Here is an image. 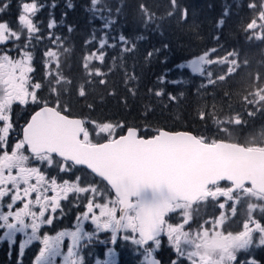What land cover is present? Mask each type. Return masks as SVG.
I'll use <instances>...</instances> for the list:
<instances>
[{
	"label": "snow or ice",
	"instance_id": "1",
	"mask_svg": "<svg viewBox=\"0 0 264 264\" xmlns=\"http://www.w3.org/2000/svg\"><path fill=\"white\" fill-rule=\"evenodd\" d=\"M90 4L97 8L99 0H90ZM169 4L172 10L167 15L179 9L181 18L187 19V8L180 9L177 0H169ZM248 6L258 11L244 31L251 33L248 39L264 41V0H253ZM21 7L22 14L18 17L23 26L21 31L0 21V45H4L0 47V230H3L0 241L13 243L17 234H23L26 238L19 243L21 255L33 241H39L42 247L35 264H57L58 257H62L61 264H85L81 252L101 233L109 234V238L100 243L116 245L121 239L131 241L143 255L141 264H162L157 255L162 237L167 238L175 254L168 264H185V261L187 264H259L251 252L255 247L264 246V132L259 138L241 142L232 139L229 129L244 126L245 114L252 117L258 112L264 113V86L255 87L240 97L241 111H235L231 104L227 112L214 104L211 110L205 106L199 111L201 120H213L222 138L164 128L148 134L153 131L148 126L142 129L125 121L76 118L70 102L64 99L71 93L72 81L60 71V51L45 53L44 82L32 78L33 56L25 49L38 32L31 18L38 11V4L31 0ZM119 11L117 8L116 12ZM140 11L146 23L155 16L145 4L140 5ZM102 19L104 29L115 23L103 16ZM108 39L105 34L99 41V49L84 57L83 67L88 76L106 75L93 62L103 64V49L108 46ZM143 39V36L135 39L119 36L125 52L134 51L136 41ZM21 40L23 47H16L19 58H14L9 54L7 42L15 44ZM159 51H149L146 59ZM216 51L215 48L206 50L175 68L190 70L206 78L207 85L215 86L241 68L238 52L234 50L220 57L215 55ZM243 64L247 66L248 62L245 60ZM214 65L222 66L223 74L209 70ZM163 79L160 78L162 83ZM136 80L135 74L125 72L126 85ZM259 80L258 73L255 81ZM89 83L85 80L76 86L79 97L87 95ZM98 83L105 85L107 81L101 78ZM46 87L45 96L42 92ZM200 87L206 88V85ZM128 92L135 96V87H129ZM149 92L156 97L167 95L169 100L177 99L163 88L149 89ZM229 95L225 93V97ZM20 106L30 110V114L22 126V138L13 146L9 141L16 131L15 109ZM87 107L93 109L91 104ZM147 111L150 109H146V114ZM77 166L90 170L93 177L99 178V184L81 186L80 177L58 182L56 177L46 175L52 168L68 174ZM69 194H89L86 210L77 217L75 228L55 235H40L41 226L52 225L53 214L58 210L63 212L61 201L67 200ZM245 201L255 202L247 203V219L241 230L225 232L223 226L229 213L235 217ZM17 202L22 207H15ZM209 204L224 210L211 220V228L206 227L209 224L206 220L195 231L185 230L195 222L193 212ZM257 210L261 213L260 219L254 216ZM175 214H179V223L170 222ZM88 220L95 226L94 231L86 230L84 222ZM65 238L70 243L66 244ZM116 255L115 248L109 247L106 259L97 260L96 264H117ZM241 255L248 258L240 259Z\"/></svg>",
	"mask_w": 264,
	"mask_h": 264
},
{
	"label": "trees",
	"instance_id": "2",
	"mask_svg": "<svg viewBox=\"0 0 264 264\" xmlns=\"http://www.w3.org/2000/svg\"><path fill=\"white\" fill-rule=\"evenodd\" d=\"M24 2L31 0H0V9H3L0 11V21L8 22L13 30L21 31L23 26L18 17L22 14L21 5ZM36 2L38 11L32 20L38 32L33 34L31 45L27 48L33 56L34 72L31 75L34 81L44 82L45 53L49 50L60 51V71L67 80L72 81L71 93L64 99L70 102L74 117L125 121L142 129L148 126L153 130L148 134H154L157 128H164L222 138L223 134L217 132L213 120H201L199 111L205 106L211 110L213 104L225 112L229 104L235 111H241L240 97L255 87L264 86V41L250 40L248 37L251 33L244 31L247 23L257 15L258 10L248 6L253 0H177L180 9H188L186 20L181 18L179 9L173 15H167L172 10L169 0H99L97 8L92 7L90 0ZM141 4L155 13L147 23L140 11ZM117 8L120 9L119 13L116 12ZM102 16L115 23L107 29L102 28ZM220 20L224 23L220 24ZM53 22L50 28L49 24ZM105 34L109 37L108 46L103 49L105 60L103 64L99 61L93 63L106 75L88 76L83 67L84 57L99 49V41ZM121 34L130 39L137 36L145 39L136 41L134 51L125 52L124 45L119 41ZM17 45L23 47V40ZM213 48L217 50L215 55L220 57L234 50L239 53L241 68L230 79L215 86L207 85L206 78L192 74L190 70L178 71L175 68V65ZM153 49L160 51L146 59L147 53ZM245 60L247 66L243 64ZM209 70L216 74H223L224 71L220 65L211 66ZM125 72L135 74L137 80L126 85ZM181 72L187 74L181 75ZM258 73L260 80L256 82ZM101 78L107 81L105 85L98 83ZM160 78H164L163 83ZM85 80L91 81L87 85V95L79 97L76 86ZM174 80L182 82L172 83ZM201 84L206 88H201ZM129 87H135V96L128 92ZM160 88L177 99L169 100L167 95L156 97L149 92V89L156 91ZM225 93L230 95L225 97ZM47 94L46 87L42 95ZM89 104L93 105L92 110L87 107ZM146 109H150L147 114ZM242 118L246 121L244 126L229 129L232 139L244 142L253 137L259 138V134L264 132V113L258 112L252 117L245 114ZM60 177L64 178L63 175ZM77 177L81 178V186L99 184L97 179L81 168L72 169L69 180L74 181ZM81 197L77 195L71 198L78 201ZM213 215L215 213L209 214ZM170 222L179 223V214L173 215ZM7 253L5 248L0 247L1 264H4Z\"/></svg>",
	"mask_w": 264,
	"mask_h": 264
},
{
	"label": "flooded vegetation",
	"instance_id": "3",
	"mask_svg": "<svg viewBox=\"0 0 264 264\" xmlns=\"http://www.w3.org/2000/svg\"><path fill=\"white\" fill-rule=\"evenodd\" d=\"M17 42L14 44L12 41L8 42V49H15L17 47ZM17 52V51H16ZM30 114V110H26L23 108V106L17 107L15 109V116L14 119L17 121L15 124L16 131L11 134V139L9 141L10 145H15V143L18 141V139L22 138V126L26 123V120L28 119V116ZM26 154H28L26 152ZM30 166H38L35 164H30ZM72 171L65 175V173L59 172L58 169L52 168L49 170L46 175L48 176H54L57 178L58 182H61L62 180H69L71 177ZM63 175L64 179L60 176ZM51 194V193H49ZM73 197V196H72ZM85 197L82 196L80 200L73 201V199L70 197L67 200L61 201V208L63 209V212L61 213L59 210L53 214L55 216V219L53 220L52 225H42L40 230V235H43L45 233L49 235H55L58 231H63L65 229L72 230L75 228V225L77 223V217L80 216L82 212L86 210L85 204H84ZM73 201V207L72 205ZM7 202V201H5ZM15 207H22V204L17 202V205ZM5 210H7L5 208ZM35 210V209H34ZM50 214V213H49ZM178 215V214H175ZM174 215V216H175ZM175 220V219H174ZM194 223L191 224V228H187L185 230H192L195 231L199 228V223L196 222L194 219ZM172 223H178V222H172ZM85 228L87 231H94L95 226L91 224V221H85L84 222ZM206 227L210 228V225H207ZM230 229H233L234 227H231L228 225ZM226 231V230H225ZM3 234V230H0V235ZM26 237H24L23 234H17L16 242L10 243L6 240L0 241V247L5 248V250L8 252L5 254L4 258V264H35V257L39 253L40 247L42 245L39 241H33L32 244L28 245L23 252V255L20 254L19 250V243L22 242ZM109 238V234L107 233H101L97 238H94L93 241L88 244L83 251L81 252L82 255H84L85 258V264H89V258L95 257L97 260H101L103 258L104 252L103 249H108L106 247H115L118 246V242L116 245H110L105 243H100L99 241H103ZM65 242L70 243L68 238H65ZM127 249V248H126ZM66 252V248L63 249ZM128 250V249H127ZM134 252H137L136 247L134 249H131ZM129 251V250H128ZM158 257L162 260V264H168V261L170 258H174V252L169 247L168 241L166 237H162V246L159 252L157 253ZM119 259V264H134L133 261L139 257V254H126L121 255ZM106 257V254L104 255ZM1 262V258H0ZM62 257L57 258V264H61ZM261 264H264L263 262H260ZM1 264V263H0ZM185 264H187V261H185Z\"/></svg>",
	"mask_w": 264,
	"mask_h": 264
},
{
	"label": "rangeland",
	"instance_id": "4",
	"mask_svg": "<svg viewBox=\"0 0 264 264\" xmlns=\"http://www.w3.org/2000/svg\"><path fill=\"white\" fill-rule=\"evenodd\" d=\"M34 34H36V33H34ZM255 40H258V39H255ZM7 46H8V42H7ZM0 47H4V45H0ZM25 50H27V49H25ZM9 54L11 56H13L14 58H19V54H18V52H16V47L14 50L10 48ZM45 57H46V55H45ZM46 62H47V57H46ZM45 69H46V67H45ZM46 71H47V69H46ZM77 195H81V196L85 197L84 204L86 205L87 197L89 194H69L68 198H70L72 196H77ZM249 202L254 203L255 201H245L242 205H240L238 207V212H237V215L235 217H232L229 213V218L226 220V222L223 226V230L224 231L226 230L225 232L231 231V232L235 233V232H238L241 230L243 221L245 219H247V203H249ZM221 211H224V210H220L218 208V206H215L212 204L201 205L198 210H195L193 212V217L196 220V222L200 223V225L203 224L204 221H206V220L209 221L208 225H210V228H211V220L214 217H218L220 215ZM211 213H215V215L209 216V214H211ZM254 216L257 219L261 218V213L259 212V210L254 212ZM262 222H264V221H262ZM228 225L231 227H234V228L230 229L228 227ZM257 239H258V237H257ZM135 247L137 249V246L132 244L131 241H123L121 239L120 242L118 243V246L114 247L116 250V253H117V255H116L117 264H119V259H120V257H122L121 255H126V254H133V255L139 254V257L137 259H135V261H133V263L134 264H141V262L143 261V255L141 254L140 250L137 249V252L129 253V251L131 249H134ZM106 248H109V247H106ZM103 252L105 255L107 253V249H103ZM104 255H103V258L101 260L106 259V257H104ZM251 256L254 257L257 261H259V264H261L260 262L264 261V246L255 247L251 252ZM246 258H248L246 255L240 256V259H246ZM96 261H97V259L95 257L89 258V264H96Z\"/></svg>",
	"mask_w": 264,
	"mask_h": 264
},
{
	"label": "water",
	"instance_id": "5",
	"mask_svg": "<svg viewBox=\"0 0 264 264\" xmlns=\"http://www.w3.org/2000/svg\"><path fill=\"white\" fill-rule=\"evenodd\" d=\"M77 167L83 168V169H85L87 172L90 173V170H87L85 166H77ZM90 174H91V173H90ZM96 178H98V177H96ZM98 179H99V178H98ZM110 245H111V244H110Z\"/></svg>",
	"mask_w": 264,
	"mask_h": 264
}]
</instances>
